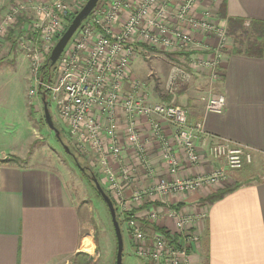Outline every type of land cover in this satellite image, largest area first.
<instances>
[{
	"label": "built area",
	"instance_id": "2783aa9c",
	"mask_svg": "<svg viewBox=\"0 0 264 264\" xmlns=\"http://www.w3.org/2000/svg\"><path fill=\"white\" fill-rule=\"evenodd\" d=\"M138 1L101 0L56 63L59 70L56 81L39 87L43 86L49 93L79 149L87 147L99 155L101 173L118 203L126 206L123 189L133 182L136 171L111 164L112 160L121 162L125 146L152 179H156L149 188L136 191L132 196L133 203L150 201L166 210H150L144 216L151 230L144 229L141 222L130 223L131 235L138 242L135 256L152 264H190L192 248L200 246L202 241L195 231V220H205L207 211L204 209L192 216L176 209L175 201L179 195L228 183L230 173L252 164L253 154L228 141L210 144L205 150L208 158L224 162L208 173L180 177L183 164L191 167L200 164L196 143L204 133L203 125L189 127L183 107L146 100L140 83L131 81L130 67L137 51L135 44L169 52H214L212 61L201 62L214 83L222 78L220 65L229 39L227 28L210 10H198L200 0ZM28 9L33 12V19L28 27H22L23 34L18 33V39L36 76L41 69V50H53L66 31L64 23L70 10L65 0L31 1L10 9L0 21V51L10 31L17 26L18 16ZM199 37L216 41V47H207ZM128 85L132 87L128 89ZM202 100L206 103V112L222 114L225 111L226 100L220 93ZM121 118L126 120L123 130ZM143 121L149 131L148 140L140 133L139 125ZM163 121L172 127L171 134L163 130ZM152 146L158 148L169 175L158 181L153 178L156 172L148 159V149ZM162 214L174 224L173 229L166 227L164 233L153 229Z\"/></svg>",
	"mask_w": 264,
	"mask_h": 264
},
{
	"label": "crops",
	"instance_id": "0c3cea01",
	"mask_svg": "<svg viewBox=\"0 0 264 264\" xmlns=\"http://www.w3.org/2000/svg\"><path fill=\"white\" fill-rule=\"evenodd\" d=\"M30 1L0 0V21L10 9ZM223 1L200 0L198 10H210L219 17ZM226 9L229 18L264 22V0H226ZM219 19L227 28V21ZM198 40L211 49L217 45L216 41L202 37ZM214 56V52L191 55L193 69L204 84L209 73L201 62L212 61ZM220 73L221 80L209 85L225 97V111L209 113L203 106L201 114L190 115L192 123L203 125L205 136L199 139L198 148L204 159L195 167L183 164L180 177L208 173L219 166L204 151L205 145L219 141L249 149L254 165L230 173L229 182L220 187L186 194L175 203L179 211L192 216L204 209L207 211L205 220H195L194 228L201 234L202 241L200 246L192 248L190 264H264V40L263 53L259 57L234 52V43L229 38ZM129 86L132 87L128 85L127 88ZM143 123L139 129L142 138L148 140L147 124ZM120 124L121 130L125 129L126 120L121 118ZM162 127L168 135L173 132L164 121ZM3 150L6 149L0 146V155L8 153ZM148 159L158 178L166 174L156 146L149 147ZM120 163L136 170L132 183L147 182L145 170L127 146ZM149 180L151 184L156 181ZM235 184L239 187L222 199L210 205L202 203L207 196ZM128 190H124L123 197L125 200L131 198L132 203L134 193ZM146 203L148 210L166 211L157 203ZM159 222L168 229L174 227L173 221L163 214ZM90 238V234L82 233L78 210L71 201L67 185L55 170L30 160L17 165L11 158L0 157V264H69L77 254L93 249L85 247V243L93 246ZM127 260L123 259V264H147L131 257Z\"/></svg>",
	"mask_w": 264,
	"mask_h": 264
},
{
	"label": "rangeland",
	"instance_id": "374dc122",
	"mask_svg": "<svg viewBox=\"0 0 264 264\" xmlns=\"http://www.w3.org/2000/svg\"><path fill=\"white\" fill-rule=\"evenodd\" d=\"M52 1L54 0H44L41 2ZM32 2L36 1L32 0ZM65 2L70 10L64 23V27L67 29L75 15L84 7L87 0H65ZM32 19L33 12L30 9L22 12L17 19L18 27L16 26V34L18 32L19 34H23L21 32L22 27L25 25L28 27ZM27 35L28 39H30L28 32ZM231 39L234 41L233 38ZM6 42L0 51V146L1 149H6L3 151H7L8 153L6 155H0V157L11 158L17 165L27 163L30 160L31 163L46 166L55 170L61 180L67 185L71 201L78 210L82 233L90 234V239L93 243L92 250L81 252L86 257L80 258L78 256L77 258L75 256L69 264H115L117 241L108 207L98 199L94 191V186L82 175L72 158L66 154L62 146V144H66L70 150L76 153L80 163L88 165L103 182L105 192L110 195L117 213L120 215V222L125 218L123 213L136 212L134 216L136 220L123 221L121 225L125 244V256L123 259L125 262H128L127 259L130 257L133 260H140L134 253L135 245L138 242L131 235L130 223L132 221H138L143 223L144 229H150L147 219L144 217L151 210L147 209L149 204L146 203V200H144V202L146 201L145 203L141 204L131 203V198H126V206L118 203L117 196L107 186L106 180L101 173L102 169L99 162V155L96 156L93 151L90 152L87 150V147H84L86 150H83L84 148L82 150L79 149V144L74 143L70 136L69 127L60 118L55 104L50 98H47L46 101L50 105V113L60 132L61 139H58V142L55 133L49 129L45 120L42 96L39 94V86L43 84L38 79L41 69L35 76L31 68L30 59L20 47L18 37L13 36L10 40L8 35ZM135 48L137 49L136 57L130 67L131 74H134L131 81L135 80V82L140 83V86L144 89L143 94L146 100L152 103L173 104L183 107L188 115L189 127H196L202 124L201 122L192 123L189 117L192 114H201V108L203 106H205L206 110V103L202 99L212 94H217V90L215 87L212 89L209 85L211 83L210 75H208L209 79L207 77L205 78L206 83L204 84L200 76L194 71V61L191 59L193 53L182 50L169 52L158 47L144 48V44L138 42L135 44ZM51 51L52 48H43L41 50L40 68L48 62ZM58 74L59 70L55 68L53 78L50 81L51 83L56 81ZM42 88L44 93H46L45 88L43 86ZM128 88L130 89V86ZM103 123L106 124L104 121ZM141 135L143 136L142 133ZM202 136H205L204 133ZM103 141H106V139L104 138ZM198 142L196 143V152L198 153L197 157L200 163L204 159V154L200 153ZM219 142H216V144ZM205 150L206 145L204 147ZM216 162H219L220 165L224 161ZM111 164H119L120 167L123 165L120 161H116L115 163L113 160ZM150 165L152 166L151 162ZM252 165H254V162L245 168L252 167ZM245 168L241 170H245ZM144 175L148 178L145 184L140 181L131 183L124 187L123 195L124 190L129 191L128 189H130L135 194L136 191L149 188L151 184L149 179L152 177L147 171H145ZM166 175L169 177L166 172V174L164 173L162 177L158 178V175L154 174L153 178H158V181L159 179L165 178L164 176ZM221 185L222 183L204 188H215ZM183 196L185 195H179L177 200H180ZM177 205L175 204V206ZM150 206H153V204ZM140 208H143L145 211L144 214L138 212L137 209ZM156 227L159 232H165L167 230L166 226H162L160 222L156 224Z\"/></svg>",
	"mask_w": 264,
	"mask_h": 264
},
{
	"label": "trees",
	"instance_id": "16d2710c",
	"mask_svg": "<svg viewBox=\"0 0 264 264\" xmlns=\"http://www.w3.org/2000/svg\"><path fill=\"white\" fill-rule=\"evenodd\" d=\"M219 14H220L219 17L221 19L227 21L228 37L233 38L234 39L233 43L235 42L234 43V52L239 53V54L246 53L247 55H250V56L252 55V56L261 57V55L263 53L264 22L256 21V20H246V19H241V18H229L227 16L226 0L223 1V4L220 8ZM15 30H16V27L13 31H10V33H9V39L10 40L13 38V36H16ZM16 38H17V36H16ZM144 48H147V47H144ZM55 68H56V64L52 65L50 62V59H48V62L41 68V71H40L39 77H38L39 81L43 84L49 83L53 78V73H54ZM39 94H41L42 98L45 97L46 100H47V98H49L48 93L47 92L44 93L42 86L39 87ZM48 108L50 110L49 104H48ZM53 122H54V119H53ZM54 125H55V123H54ZM55 127H56V125H55ZM56 139L58 140L57 137H56ZM58 142H59V140H58ZM62 146L65 148L66 154L69 155L72 158V160L75 162L76 166L79 168L82 175L88 179V181L92 184V186H94V191L96 192L98 199H100L103 203H105L104 200L102 199V197L100 196V194L98 193V191L96 190L94 182L92 181V176H95L98 179L99 183L101 184L102 188L105 189L104 184L100 180V178H98V176L92 171V169L88 165H86L85 163H84V165L81 164L76 153L74 151L70 150V148L66 144H62ZM238 187H239V185L235 184L234 186H232L230 188H226V189L218 191L217 193H213V194L207 196L205 199H203L202 203L205 205H210V204L222 199L225 195L235 191ZM157 205H159V203H157ZM175 208L180 209V207L178 205ZM137 210H138V212H140L143 210V208H140ZM135 215H136V212H134V213H127V212L123 213V216L125 217L123 221H130L132 219L136 220V217H134ZM119 216L120 215L117 213L118 221L120 219ZM138 219H139V217H138ZM122 222L119 221L120 226L122 225ZM153 229L157 231V227L154 226ZM163 233H164V231H163ZM124 253H123V258L125 256ZM78 256L80 258L86 257L82 253L77 254V258H78ZM115 264H116V261H115Z\"/></svg>",
	"mask_w": 264,
	"mask_h": 264
},
{
	"label": "water",
	"instance_id": "95a60500",
	"mask_svg": "<svg viewBox=\"0 0 264 264\" xmlns=\"http://www.w3.org/2000/svg\"><path fill=\"white\" fill-rule=\"evenodd\" d=\"M99 2L100 0H88L84 5V7L73 18L71 24L68 26L63 36L58 40V42L56 43L55 47L53 48L50 54L49 59L52 65H55L58 62L65 48L71 41V39L74 37V35L79 30V28L82 26L83 22L88 19V17L91 15V13L96 8ZM42 102L44 105L45 120L49 129L55 133V136L58 139H61L60 132L54 125L52 115L48 108V102L46 101L45 97L42 98ZM92 181L94 182L96 190L98 191V193L104 200L105 204L107 205L112 219V224L114 227V232L117 241L116 264H123V253L125 249V244H124L122 229L117 219V211L115 205L111 197L105 192V190L102 188L101 184L99 183L98 179L95 176H92Z\"/></svg>",
	"mask_w": 264,
	"mask_h": 264
},
{
	"label": "bare ground",
	"instance_id": "6f19581e",
	"mask_svg": "<svg viewBox=\"0 0 264 264\" xmlns=\"http://www.w3.org/2000/svg\"><path fill=\"white\" fill-rule=\"evenodd\" d=\"M91 245H93V244H91ZM85 247H86L87 249H90V248H92L93 246H90L88 243H85Z\"/></svg>",
	"mask_w": 264,
	"mask_h": 264
}]
</instances>
